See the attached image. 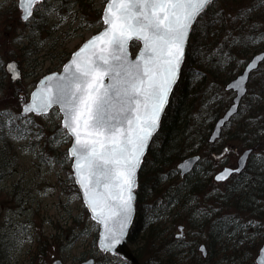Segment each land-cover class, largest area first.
I'll return each instance as SVG.
<instances>
[{
    "label": "trees",
    "instance_id": "trees-1",
    "mask_svg": "<svg viewBox=\"0 0 264 264\" xmlns=\"http://www.w3.org/2000/svg\"><path fill=\"white\" fill-rule=\"evenodd\" d=\"M261 50L264 0H217L198 18L179 80L139 172L127 241L141 264H253V253L264 240V70L258 78L250 77L220 141L209 144L207 138L228 106L224 85ZM222 142H237L239 151L250 148L252 153L244 171L212 194L214 207L204 206L198 198L208 196L204 187L213 183L214 162H228L214 153ZM199 153L200 162L180 179L175 163ZM208 153L216 156L210 159ZM180 225L186 231L183 247L174 231ZM200 243L205 257L197 250Z\"/></svg>",
    "mask_w": 264,
    "mask_h": 264
},
{
    "label": "snow or ice",
    "instance_id": "snow-or-ice-1",
    "mask_svg": "<svg viewBox=\"0 0 264 264\" xmlns=\"http://www.w3.org/2000/svg\"><path fill=\"white\" fill-rule=\"evenodd\" d=\"M41 3L21 0L22 19L32 17L33 6ZM216 3L107 0L104 30L75 51L61 73L46 76L32 93L31 103L24 104L23 112L36 116H48L58 106L61 127L73 140L67 155L73 160L75 183L91 219L102 226V253L114 254L127 234L137 171L179 78L190 31ZM132 43L141 45L135 59L131 58ZM255 65L253 61L249 70ZM235 83L239 86V81ZM10 133L19 141L28 138L29 130L10 129ZM39 138L36 133L35 139ZM230 151L225 148L217 159ZM247 156L241 157V163ZM189 163L181 165V171ZM239 171L225 168L215 179L224 181ZM183 231L180 227L176 236L180 247ZM200 251L206 254L204 246Z\"/></svg>",
    "mask_w": 264,
    "mask_h": 264
},
{
    "label": "rangeland",
    "instance_id": "rangeland-1",
    "mask_svg": "<svg viewBox=\"0 0 264 264\" xmlns=\"http://www.w3.org/2000/svg\"><path fill=\"white\" fill-rule=\"evenodd\" d=\"M106 1L43 0L34 7L33 16L22 22L17 0H0V264H51L56 259L77 264L89 258L95 264H127L96 247L97 225L73 183L67 156L70 141L58 111L33 116L21 115L16 109L20 94H29L44 74L58 71L83 41L102 28L100 16ZM137 49L136 44L132 53ZM11 60L21 69L19 82H11L4 70ZM263 62L250 77L258 78ZM224 92L231 103L232 94ZM25 128L27 139L12 138L10 129ZM236 143L222 142L221 150L214 152L220 157L225 148L231 149L224 154L228 162L223 165L236 166L242 152ZM215 156L208 153V158ZM220 163L214 162L211 175L222 168ZM228 181L206 183L208 196L204 200L200 196V203L214 207L217 201L212 194L225 190Z\"/></svg>",
    "mask_w": 264,
    "mask_h": 264
},
{
    "label": "water",
    "instance_id": "water-1",
    "mask_svg": "<svg viewBox=\"0 0 264 264\" xmlns=\"http://www.w3.org/2000/svg\"><path fill=\"white\" fill-rule=\"evenodd\" d=\"M106 4H107V1L102 9V12H101V21H102V16H103V13H104V9L106 7ZM17 6L20 10V14H19V17L22 21H25L22 19V9H21V0H17ZM34 8V6H33ZM102 24H103V21H102ZM105 28V25L103 24V27L96 33H94L93 35H91L88 39H86L85 41H83L69 56V58L65 61V63L62 65L61 69L59 71H54V72H50V73H47L45 75H43L35 84L34 88L32 89V91L30 92L29 96H28V99H26L23 95H21L19 97V104H20V107H21V114L22 115H25V113L23 112V108H24V104H28V103H31V96H32V93L34 91L37 90V86L40 84V82L48 75L50 74H59L63 71V67L65 64H67L69 61H70V58L72 56V54L77 51L84 43H86L88 40L92 39L94 36L98 35L99 33H101ZM192 30L190 31V34H191ZM190 36V35H189ZM189 40V39H188ZM139 44V43H138ZM187 44H188V41L186 42V46H185V53H186V48H187ZM140 47L141 45L139 44V47L136 51V53L134 55H132L131 53V58L132 59H135L136 57V54L139 52L140 50ZM185 57V56H184ZM264 58V51H260V52H257L255 53L254 55L251 56V58L246 62V64L243 66L242 68V71L240 73H238L233 79H231L230 81H228L225 86H224V90L225 91H230L234 94L232 100H231V103L229 104V106L227 107V109L224 111V113L219 117L217 118V120L215 121L214 125H213V128H212V131L208 137V140L207 142L208 143H213L217 138H219L220 136V132H221V129L224 127V125L229 122V120L237 113L238 111V107H239V104H240V101L241 99L244 97L246 91H247V83H248V79H249V76H250V73L255 71L259 64L264 60L262 59ZM253 61H256V65L254 68H252L251 70H249V65L253 63ZM184 62V60H183ZM9 65H14L15 67L14 68H9ZM183 65V63H182ZM5 70L8 72L9 76H10V80L12 82H15V81H18L21 79V74H20V70L17 66V62L14 61V60H11V61H8L6 64H5ZM182 68V67H181ZM13 76H17L18 78L17 79H12ZM180 76V74H179ZM179 79V78H178ZM178 81V80H177ZM236 81H239V86L236 85ZM176 85V84H175ZM174 85V86H175ZM174 88V87H173ZM16 89V88H15ZM16 91H18V89H16ZM172 93V92H171ZM171 96V94H170ZM170 96H169V99H170ZM23 101V102H22ZM168 105V104H167ZM166 105V107H167ZM54 108H57L58 112H59V108L58 106L54 107ZM166 109V108H165ZM232 113L231 115H229V113ZM31 114V113H29ZM164 114V113H163ZM163 116V115H162ZM162 118V117H161ZM61 121H62V117H61ZM161 123V121H160ZM159 128H160V125H159ZM158 128V130H159ZM157 130V132H158ZM67 132V131H66ZM156 132V133H157ZM155 133V134H156ZM155 136V135H154ZM71 138V137H70ZM151 142L152 140L149 142V147L151 145ZM72 144H73V140L71 138V142H70V145L68 146L67 148V153L69 151V149L72 147ZM149 147L146 149V153L149 149ZM251 152V149H246L244 151L241 152V154L238 156L237 158V161H236V166L235 167H228V166H224L223 168H221L219 171H217L214 175H213V181H215L216 183H222V182H225L226 180L224 181H216L215 179V176L218 175L219 173H221L225 168H239L240 171L238 173H233V174H240L244 168H245V165H246V162H247V159L249 157V154ZM245 153H248V156L245 157L244 161L241 163V157H244L245 156ZM197 158H199V155H191V156H188L184 159H182L181 161H179L176 165V169L178 170L179 172V176L180 178H182L184 175H187L189 174L192 169L194 168L195 164L199 161V159L197 160ZM187 161H191V163H189L186 167L183 168V170L181 171V165L185 164V162ZM71 172H72V178H73V182L79 192V195L81 197V200H82V203L85 207V209L87 210L88 212V215L91 219V214L90 212L88 211L87 207L85 206L84 204V198H83V193L82 191L80 190L79 188V185L75 183V179H74V174H73V171H72V168H73V160L71 159ZM141 169V168H140ZM140 169L137 171V184H136V187L134 188V191H133V196H134V201H133V208H134V212H133V218H132V222L127 230V234L123 240V242L121 244H119L116 249L114 250V254L113 253H109L111 255H115V256H118L119 258H121L122 260H125L128 264H139L138 262V259L136 258V256L134 255V253L132 252L128 242H127V236H128V233H129V230L131 228V225L133 223V220H134V217H135V203H136V189H137V186H138V175H139V172H140ZM232 174V175H233ZM230 177V176H229ZM228 177V178H229ZM92 220V219H91ZM93 221V220H92ZM95 222V221H93ZM98 226V232H97V239H96V246L99 250V240H100V233L102 231V226L100 225H97ZM263 226H264V221H263ZM180 228V227H179ZM200 246H204L203 244L199 245L198 247V250H200ZM205 248V247H204ZM100 251V250H99ZM203 256H205L206 254L202 253ZM253 262L254 264H264V241L261 243V245L259 246L258 250H257V253L253 259ZM51 264H65V263H62L60 260L56 259L54 261H52ZM78 264H94V259L93 258H89L87 260H84V261H81L80 263Z\"/></svg>",
    "mask_w": 264,
    "mask_h": 264
},
{
    "label": "flooded vegetation",
    "instance_id": "flooded-vegetation-1",
    "mask_svg": "<svg viewBox=\"0 0 264 264\" xmlns=\"http://www.w3.org/2000/svg\"><path fill=\"white\" fill-rule=\"evenodd\" d=\"M33 116H35V115H33ZM183 177H184V176H183ZM204 247H205V245H204ZM205 249H206V248H205ZM197 250H198V246H197ZM200 254H201L202 257H204V256L202 255V253H200ZM206 255H207V250H206ZM206 255H205V256H206Z\"/></svg>",
    "mask_w": 264,
    "mask_h": 264
}]
</instances>
